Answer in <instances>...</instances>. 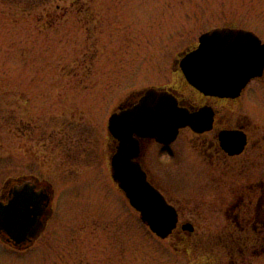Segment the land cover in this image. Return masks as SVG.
Instances as JSON below:
<instances>
[{
	"label": "rangeland",
	"instance_id": "rangeland-1",
	"mask_svg": "<svg viewBox=\"0 0 264 264\" xmlns=\"http://www.w3.org/2000/svg\"><path fill=\"white\" fill-rule=\"evenodd\" d=\"M226 26L264 40V0H0V194L28 175L54 191L46 229L22 249L0 238V264L228 263L214 234L226 221L204 194L214 175L151 148L153 176L195 226L160 239L112 180L107 131L121 101L174 83V61Z\"/></svg>",
	"mask_w": 264,
	"mask_h": 264
},
{
	"label": "flooded vegetation",
	"instance_id": "flooded-vegetation-1",
	"mask_svg": "<svg viewBox=\"0 0 264 264\" xmlns=\"http://www.w3.org/2000/svg\"><path fill=\"white\" fill-rule=\"evenodd\" d=\"M187 52L174 61L177 74L174 83L144 88L133 98L126 97L111 113L134 108L149 88L168 92L177 105L190 114L201 112L195 123L199 130L190 125L180 127L171 141L134 134L139 142L136 161L146 172L148 181L176 208L179 220L173 232L180 228L186 234H192L195 226L191 223L192 231L182 228L185 222L180 223L178 205L153 176V162L149 157L151 148H155L163 156L159 160L164 166H172L180 158H195L205 178L214 175V191L204 190V194L211 197L214 193L216 213L223 218L220 221H226L214 233L218 248L229 253L227 264H252L254 258L264 257V67L244 86L236 87L233 96L207 95L187 81L180 67ZM184 133L187 135L183 141L180 136ZM108 136L114 151L117 140ZM28 176L11 179L3 186L0 199L7 198L16 185L37 178ZM35 182L36 189L40 190L39 181Z\"/></svg>",
	"mask_w": 264,
	"mask_h": 264
},
{
	"label": "water",
	"instance_id": "water-1",
	"mask_svg": "<svg viewBox=\"0 0 264 264\" xmlns=\"http://www.w3.org/2000/svg\"><path fill=\"white\" fill-rule=\"evenodd\" d=\"M180 66L188 82L204 94L233 96L236 87L244 86L250 78L262 72L264 42L248 29L215 27L199 36L198 46L185 54ZM226 66L239 70L225 74L222 69ZM210 67L215 71H206ZM199 113L190 114L180 108L168 92L149 88L134 108L114 112L108 119V130L117 140L110 158L111 176L139 213L140 220L161 239L167 238L177 227L178 212L148 181L146 172L136 161L139 142L134 134L171 141L180 127L190 125L199 130L195 124ZM124 119L128 123L122 127ZM34 180L39 181L40 190L36 189ZM29 193L42 196L38 213ZM53 195L52 185L45 180L34 178L16 185L7 198L0 199V238L14 247H22L37 239L52 214ZM26 218L30 224L25 223ZM182 228L192 231L194 227L185 222Z\"/></svg>",
	"mask_w": 264,
	"mask_h": 264
},
{
	"label": "snow or ice",
	"instance_id": "snow-or-ice-1",
	"mask_svg": "<svg viewBox=\"0 0 264 264\" xmlns=\"http://www.w3.org/2000/svg\"><path fill=\"white\" fill-rule=\"evenodd\" d=\"M233 70H239L238 68H233L232 66H226L225 68L222 69V71L226 74L227 72L233 71ZM206 71L214 72V68H209ZM128 121L125 119L121 121L122 127L126 126ZM29 199L30 201L35 205V211L38 213L41 209L42 206V196L36 193H29ZM26 224H30L31 221L28 220L27 218L25 219Z\"/></svg>",
	"mask_w": 264,
	"mask_h": 264
}]
</instances>
